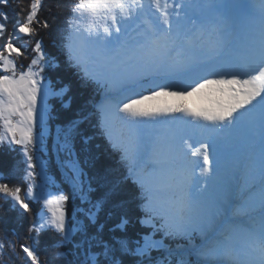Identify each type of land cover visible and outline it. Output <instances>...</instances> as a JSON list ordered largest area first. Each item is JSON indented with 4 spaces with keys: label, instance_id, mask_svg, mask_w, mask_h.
<instances>
[{
    "label": "snow or ice",
    "instance_id": "snow-or-ice-1",
    "mask_svg": "<svg viewBox=\"0 0 264 264\" xmlns=\"http://www.w3.org/2000/svg\"><path fill=\"white\" fill-rule=\"evenodd\" d=\"M12 3L0 0V147L19 151L24 167L18 184L8 182L16 165L0 172V197L19 218H33L23 242L0 238V257L45 264L40 238L54 231V256L67 264H264V0H253L243 30L222 14L237 6L225 0H54L47 8V0L24 8L17 0L10 15ZM54 28L68 65L105 90L98 126L140 190L138 223L147 231L135 237L126 211L107 226L125 206L114 200L120 181H109L107 169L85 171L98 160L81 129L89 116L57 122L73 98L47 74L59 64L42 34ZM49 139L72 189L71 214L69 196L37 158ZM238 145L243 177L238 169L225 176L220 155ZM238 189L232 219L218 225ZM32 204L42 207L33 213Z\"/></svg>",
    "mask_w": 264,
    "mask_h": 264
},
{
    "label": "trees",
    "instance_id": "trees-1",
    "mask_svg": "<svg viewBox=\"0 0 264 264\" xmlns=\"http://www.w3.org/2000/svg\"><path fill=\"white\" fill-rule=\"evenodd\" d=\"M17 0H13V3L9 6V14L14 15V9L16 8ZM67 2V0H64ZM29 0H19L21 8H24L28 5ZM44 49L48 53L49 57L54 58V62L59 64L58 68L48 71V75L56 80L57 78L63 84H67L70 88L68 95L73 98L72 109L67 113L62 114L61 119L57 122H64L65 117L74 116L78 111H83L84 114L89 116V119L86 120L82 125V131L91 136L92 139L89 142L90 155L92 157H98L96 162V168H89L85 165V171L89 175L95 174L97 170L103 171L104 169L108 170V180L109 181H120V186L118 189L117 195L114 197L116 201H124L125 206L123 209L117 210L113 219L108 221L107 226H111L116 223L122 211H126L130 219L128 225L127 235L130 237H135L137 233L145 232L147 229L141 227L138 223V218L142 216V212L139 209V204L141 203L139 199L140 190L133 183L131 179L125 180L124 177L128 175L127 168L124 164L121 163V155L118 151H114L111 147L109 141L102 134V129L98 126L99 120L97 109H95V104L99 101L101 87L97 86L95 83L84 81L81 79L80 74L76 69L70 67L67 62L66 52L62 47V39L57 31L53 29L51 35L42 34ZM22 63L27 65L28 60H22ZM51 104H54L56 107H59L58 102L53 98L50 100ZM51 145L52 142L48 140ZM50 145V146H51ZM19 146H17L18 148ZM80 144H77V150H79ZM52 150V149H51ZM52 160L48 162V168H56V156L51 151ZM22 159L19 151H10L8 145H3L0 147V172L9 173L13 169V166H17L16 175L12 176L8 181L10 184H18L19 180V169L24 167L23 164L18 162ZM49 159V158H48ZM81 163L83 164L84 154H80ZM52 162V164H51ZM59 176L58 178H60ZM2 182V181H0ZM67 191L65 192L69 198H72V189L68 183H66ZM106 189L100 188L94 196H99ZM79 203V200L77 201ZM33 213L39 211L42 207L41 204H32ZM108 209L106 208L105 211ZM102 217V218H101ZM33 217L24 216L22 219L19 218L16 211L11 210L10 204L5 203L4 199L0 197V238H3L5 235L11 239H19L21 242L24 241V238L27 236V227L30 220ZM101 221L104 220V213L100 216ZM13 230L18 233V237L13 236ZM105 236L108 235L107 227L105 229ZM122 233L117 232L116 235H121ZM108 238V236H106ZM60 237L58 234L53 232H46L40 238V248L39 254L42 261L45 264H61L59 258H55L54 253L57 251L52 247L54 241L59 240ZM50 240V241H49ZM64 251H68L71 248H63ZM61 249V250H63ZM11 260H19L15 256H12L11 259L8 255L0 257V264H9ZM126 261H131L130 257H125Z\"/></svg>",
    "mask_w": 264,
    "mask_h": 264
},
{
    "label": "bare ground",
    "instance_id": "bare-ground-1",
    "mask_svg": "<svg viewBox=\"0 0 264 264\" xmlns=\"http://www.w3.org/2000/svg\"><path fill=\"white\" fill-rule=\"evenodd\" d=\"M225 2L237 6L221 10L222 14L231 16L239 26L240 30H243L248 24L250 18L256 14V9L253 7V0H225ZM105 99L106 95H103L99 105L103 104ZM115 132L120 136L126 135V129L121 128L119 125L116 126ZM243 162L244 148L242 145H238L234 149H225L220 155L221 172L227 176L233 169H238L239 176L243 177ZM239 182L240 181H238V183ZM240 198L241 192L238 189L231 200L221 207L220 215L217 217L218 225L232 219L233 211L237 207ZM234 239L236 243L239 244L242 238L240 236H236Z\"/></svg>",
    "mask_w": 264,
    "mask_h": 264
},
{
    "label": "rangeland",
    "instance_id": "rangeland-1",
    "mask_svg": "<svg viewBox=\"0 0 264 264\" xmlns=\"http://www.w3.org/2000/svg\"><path fill=\"white\" fill-rule=\"evenodd\" d=\"M54 2V0H47V3L45 4V8H47L48 6H49V4H51V3H53ZM101 94H100V98H99V101L95 104V109H97V106H99V102L102 100V98H103V95H106L105 94V90L103 89V88H101ZM106 137V136H105ZM5 145H7V144H5ZM51 145V143L49 142V141H47V149L43 152V153H38L37 154V158L38 159H43L44 161H46L47 162V171H48V175L53 179V181L55 182V184H56V186L57 187H60V188H62L63 189V191H64V194H65V192L67 191V188H66V183H67V181H66V179H65V176L62 174L63 173V171L64 170H62V169H60L59 168V166H58V164H56V168L55 167H53V168H48V162L50 161V160H52V155H51V151L53 150L52 149V145ZM52 149V150H51ZM53 152H54V150H53ZM54 154H55V152H54ZM49 158V159H48ZM51 164H52V162H51ZM59 176H61L60 178H58ZM39 179V178H38ZM77 201L78 200H76L75 201V204H79V203H77ZM73 206H74V204H73V200H72V198L70 199L69 198V203H68V212H69V214H71V212H72V208H73ZM102 215V213L100 214V216ZM102 218V217H101ZM105 234H106V232H105ZM130 235V234H129ZM106 236H108V235H106ZM106 236H105V238H106ZM74 239H79V236L78 235H76V236H74ZM107 239V238H106ZM50 241V240H49ZM65 248H72V245L71 244H68ZM64 250V249H63ZM66 251V250H65ZM155 255H157V253H155V252H153V256H155ZM21 256H22V254H21ZM16 257V256H15ZM17 258V257H16ZM18 259V258H17ZM68 259L69 260H71V259H73V257L70 255L69 257H68ZM59 260H60V262H61V264H67V261L66 260H64V259H60L59 258ZM9 264H24V261H23V259L21 258V259H19V260H11V262L9 263Z\"/></svg>",
    "mask_w": 264,
    "mask_h": 264
}]
</instances>
